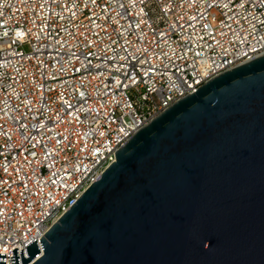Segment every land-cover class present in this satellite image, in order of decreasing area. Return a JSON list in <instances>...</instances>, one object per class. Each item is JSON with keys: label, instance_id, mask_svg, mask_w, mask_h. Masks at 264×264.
<instances>
[{"label": "built area", "instance_id": "1", "mask_svg": "<svg viewBox=\"0 0 264 264\" xmlns=\"http://www.w3.org/2000/svg\"><path fill=\"white\" fill-rule=\"evenodd\" d=\"M262 55L264 0H0L5 264L41 247L136 132Z\"/></svg>", "mask_w": 264, "mask_h": 264}, {"label": "water", "instance_id": "2", "mask_svg": "<svg viewBox=\"0 0 264 264\" xmlns=\"http://www.w3.org/2000/svg\"><path fill=\"white\" fill-rule=\"evenodd\" d=\"M115 156L21 264H264V55L173 104Z\"/></svg>", "mask_w": 264, "mask_h": 264}]
</instances>
